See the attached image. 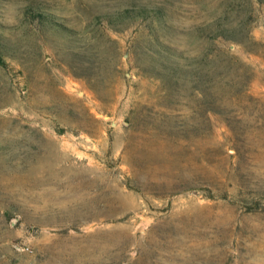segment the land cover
<instances>
[{
	"label": "rangeland",
	"instance_id": "374dc122",
	"mask_svg": "<svg viewBox=\"0 0 264 264\" xmlns=\"http://www.w3.org/2000/svg\"><path fill=\"white\" fill-rule=\"evenodd\" d=\"M0 57V264H264V3L0 0Z\"/></svg>",
	"mask_w": 264,
	"mask_h": 264
},
{
	"label": "trees",
	"instance_id": "16d2710c",
	"mask_svg": "<svg viewBox=\"0 0 264 264\" xmlns=\"http://www.w3.org/2000/svg\"><path fill=\"white\" fill-rule=\"evenodd\" d=\"M258 1L264 3V0H258ZM25 13L26 15H30L28 17L32 19L43 18V15L41 14V11L38 8H27ZM151 13H157V10L149 9L146 7H141L139 9L128 8V9L121 10L116 14L110 15L108 16V18H109V21H117V20H122V19H126L129 17H133V16L150 15ZM0 61H2L1 57H0Z\"/></svg>",
	"mask_w": 264,
	"mask_h": 264
}]
</instances>
